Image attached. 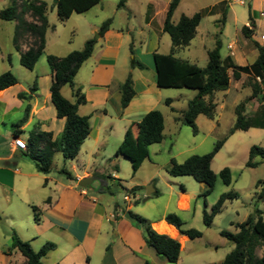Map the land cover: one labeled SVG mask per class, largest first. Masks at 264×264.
I'll list each match as a JSON object with an SVG mask.
<instances>
[{"label": "crops", "instance_id": "crops-1", "mask_svg": "<svg viewBox=\"0 0 264 264\" xmlns=\"http://www.w3.org/2000/svg\"><path fill=\"white\" fill-rule=\"evenodd\" d=\"M128 1L126 0L123 8L117 6V9H126L127 15L131 17L134 13L130 10ZM229 1L231 0H222L210 7L213 14H222L223 17L225 15L223 22L232 8L226 4ZM247 1L250 13L241 29H235L232 35L226 28L219 29L213 34L215 44L217 39L221 41V59L226 65L230 62L241 67L252 65L258 57L254 42L264 46V34L258 36L259 28L264 26V0ZM235 2L245 4L243 0H235ZM181 16L178 20H174L173 16V22L178 23ZM28 20L31 21V18ZM164 21L165 18L160 22L156 20L154 5L149 4L142 29L117 28L112 19L110 28L102 37L96 39L92 56L82 65L75 77L76 88L80 89L86 99V103L79 106L78 113L90 118L89 136L83 142L77 157L71 160L72 163L70 160H64L60 153H56L53 158V169L49 173L40 172L36 162L30 158L29 151L19 150L14 145V139L21 137L28 146L32 134L49 133L53 140L60 138L64 131L65 119L57 116L50 93L54 75L49 66L45 68L42 62L43 60L47 62V55L65 57L73 51L82 50L89 40L87 35L98 33L99 29L96 26L94 29H88L80 48L73 46L72 43L58 40L52 34L49 35L47 29L45 55L37 62V64L41 63L40 70L35 72L36 64L32 71L35 72L30 80L33 82L32 85L27 82L26 86L16 89L20 86L18 83L0 91V119L3 118L0 123V264L26 263V258L19 250H11L13 234L22 241L30 243L35 252L40 251L48 243L55 245V248L42 258V264H145L146 262L168 264L167 260L159 257L155 249L146 243L143 227L137 222L126 219L127 212L133 216L147 218L152 229L159 234H165L159 231L161 226H170L176 235L168 236L177 239L183 251L189 238L181 235L179 230L167 223L165 218L171 212L178 215L190 212L196 193H204L207 186L200 183V187L195 190L189 189L185 182H180L181 191H178L176 188L178 184L170 182L163 192L159 191L154 182L157 170L154 169L156 164L151 156L153 145L149 147V157L141 165L142 167L148 162L153 166L145 180V183L152 181L153 193L142 199L138 191H133L139 187V184H136L128 189V194L124 197L125 206L106 197L105 193L109 186L106 178L109 176L116 180L119 177L116 172L120 166L114 156L126 132L131 129L137 137L138 124L149 112L159 110L164 117L165 139L167 130L172 131L169 126L167 127V118L179 127L180 123L182 124V113L186 111L189 102L198 95L197 91L189 96L186 93H173L169 91L173 89H161L157 86L154 54L167 55L172 48L170 36L163 31ZM200 25L201 22L195 38L202 36L203 39ZM245 26L252 31L251 38L243 34L242 29ZM56 31L54 29V33ZM21 48L25 51L28 45H22ZM187 48L181 50L177 57L193 63L189 58L181 56ZM206 51L208 56L211 50ZM142 55L152 56L151 68L143 62ZM133 60L139 61L144 68L133 67ZM230 74H232L231 70ZM129 75L133 79L135 95L130 104L123 108L121 88ZM35 81L37 90L32 91L31 87ZM65 87L69 86L62 88V95L69 101L75 102L73 90L69 87L70 91L67 95L64 92ZM241 91H248L245 100L237 98ZM21 93L26 94L25 99L19 98ZM252 95L250 76L242 74L238 81L231 80L227 90L216 92L213 101L217 104V110L220 108L224 110L225 104L233 100L235 113L237 107L244 104V115L254 117L264 104ZM168 99L171 100L170 105L166 103ZM27 110L28 119L21 124ZM201 116L204 115H200L196 120L198 128ZM209 120L212 123H208V127L213 130L215 118ZM17 125L20 126L16 127ZM256 130L261 128H251L246 132L256 134ZM17 131L20 132L19 136H16ZM34 148L36 151H41L44 144L37 142ZM106 162L108 164H105ZM63 168H67L73 178L70 179L63 174L61 172ZM85 178L93 179L91 187L79 186V181ZM258 185L259 182L256 186ZM156 192H159L158 196L155 195ZM165 194L168 198L162 204L159 200ZM132 201L134 204L147 205L150 214L140 209L133 210ZM172 201L175 210H169ZM160 206H163V209ZM194 210L196 213V204ZM182 238L185 240L182 241Z\"/></svg>", "mask_w": 264, "mask_h": 264}, {"label": "trees", "instance_id": "trees-1", "mask_svg": "<svg viewBox=\"0 0 264 264\" xmlns=\"http://www.w3.org/2000/svg\"><path fill=\"white\" fill-rule=\"evenodd\" d=\"M14 0L13 4L0 11V20L15 21L18 25L13 39L16 50L20 53V64L27 70L33 71L39 59L45 55L46 33L49 28L47 19L48 4L39 0H20L21 5ZM101 0H57L55 4L59 21L65 22L73 14H83L90 11ZM126 0H120L118 8L125 6ZM180 0H172L170 3L163 31L167 33L172 42L170 54H154V63L157 72V86L161 89H188L198 92V95L189 102L186 111L182 113V124L190 127L193 132L198 133L196 120L200 115L209 119H214L217 104L213 101L216 92L225 91L229 88L231 80L238 81L242 74L250 76V84L253 88V98H257L261 104H264V46L254 42L258 52L257 60L249 66L241 67L233 62L227 65L221 59V41L216 40L215 48L208 52V64L201 68L196 64L181 60L177 54L190 46L197 34V28L207 14H213L212 9H206L194 16L182 15L178 23L173 22V16L179 6ZM29 15L31 21L26 19ZM225 19V15L223 17ZM251 20V25L253 21ZM112 19L105 21L98 31L102 37L110 28ZM243 34L251 38L252 31L248 27H243ZM30 36L32 43L27 50H22L20 39ZM96 39H90L86 42L82 50L73 51L65 57L47 55V64L54 75V80L50 87L51 100L57 111L58 118L65 119V127L60 138L53 140L49 133L32 134L28 143L29 156L36 162L37 168L42 173H49L53 169V158L56 153H60L64 160H74L83 142L90 133V118L81 116L78 113L79 106L86 103V99L81 94L80 89L76 88L75 77L82 65L92 56ZM133 67L140 69L144 65L137 60L132 61ZM230 70L232 74H230ZM18 78L10 71L0 75V91L6 90L18 84ZM69 86L76 98L71 102L62 95V88ZM32 91L37 90L35 81L31 87ZM135 95L132 76L129 75L121 88V106L126 108ZM20 99H25L26 94H19ZM168 105L171 100L166 101ZM28 110L21 121L25 123L28 119ZM237 120L230 134L237 131H247L251 128H264V105L260 107L259 113L254 117L244 115V104L236 109ZM17 125L16 127H19ZM164 117L159 110L149 112L138 124L139 133L135 137L132 130L129 129L124 137L122 144L116 150L114 158L125 157L130 160L133 172L136 173L143 162L149 157V147L159 144L164 139ZM19 136V131L16 132ZM37 142L43 143L44 148L41 151L35 150ZM225 141H219L213 151L206 155L190 156L183 163L179 164L172 160L166 168L167 173L172 177L189 176L207 186L204 196L212 192L216 182V175L211 169V162L219 152ZM256 157L264 159V146H252L249 153V161L246 167L254 168L257 163ZM68 178H73L72 173L67 169L61 170ZM220 176L226 185L232 182L231 171L225 168ZM138 187L133 189L135 192ZM155 195H159L156 192ZM263 196V195H262ZM238 198L237 193L223 194L210 212L203 211V222L206 227H211L215 217L221 212L223 205L228 200ZM138 204V203H136ZM137 224L141 225L145 231L146 243L155 249L157 255L168 264H177L182 253L181 243L165 234H159L152 229L151 223L146 218L134 215ZM165 220L167 223L175 226L181 235L187 236L190 240L202 237V233L196 229H183L184 222L175 213H169ZM238 232L231 233L222 231L221 236L233 243L234 248L224 258L221 264H264V217L261 211L256 210L242 224L237 225ZM55 248V245L48 243L35 252L30 243L22 241L16 234L12 236L11 250H19L26 258L25 264H42V258ZM262 254L259 255V250ZM145 264H150L146 262Z\"/></svg>", "mask_w": 264, "mask_h": 264}, {"label": "rangeland", "instance_id": "rangeland-1", "mask_svg": "<svg viewBox=\"0 0 264 264\" xmlns=\"http://www.w3.org/2000/svg\"><path fill=\"white\" fill-rule=\"evenodd\" d=\"M39 1H44L48 4L47 19L49 22V35L52 34L56 39L72 43L73 46L78 47L84 42L88 29H94V26L100 29L102 24L108 19H113L114 26L117 28L142 29L149 4L154 5L155 18L160 22L164 20L166 10L172 2V0H129V8L134 13L129 17L126 9H117L120 0H101L90 11L83 14L75 13L67 21L61 22L58 19L55 8L56 0ZM221 1L180 0L174 20H178L182 14L190 16L210 9L211 6ZM243 1H245L244 5L235 2V0L226 3L232 8L224 22L222 14L205 15L200 25V33L203 35V39L202 36L195 38L191 46L184 50L181 56L189 58L191 62L201 68L205 67L208 63L206 50L215 48L213 34L217 33L219 29L226 28L230 30V34L232 35L235 29H241L242 24L248 20L250 6L247 0ZM13 2L14 0H0V11L11 6ZM17 4L20 6L21 1H17ZM26 19H30V16L27 15ZM17 25L18 22L15 21L0 20V75L7 71L12 72L20 83V86H17L16 89L26 86L34 73L40 70L41 67V63L37 64L35 72H32L21 66L20 54L13 43ZM54 29L57 30L56 33H54ZM262 34H264V26L258 30V36L260 37ZM87 36L89 40L98 38L97 32L93 34L89 33ZM31 43L32 39L30 36L20 39L21 46H29ZM140 51L142 52V50ZM142 58L143 62L151 68L153 64L152 56L142 55ZM43 61L42 65L47 68V62ZM32 83L30 82V85ZM69 91V87H65V94L68 95ZM169 91H173V93H186L189 96L196 93V91L188 89H173ZM247 94L248 91H241L237 96L238 100H245ZM219 95L222 94L219 93ZM232 102L233 100H230L225 104L224 110H221V108L217 110L216 108L213 130H210L208 127V123L212 122L205 116H201L199 119L200 127L196 134L190 127L184 124L180 123L179 127H176V124L167 118V127L169 126L172 131L167 130L164 141L154 144L151 150L153 162L156 164L154 169L157 170L154 182L159 191L163 192L170 182L178 184L176 186L178 191H181L180 182H185L189 189L193 188L196 190V188L200 187V182L189 176L172 177L167 173L166 168L172 160L181 164L190 156L209 154L219 141H225L211 162V169L217 177L214 189L207 196H204L203 192L196 193L193 201V204L197 206L196 213L193 205L190 212L184 215L177 214L184 222L183 229H196L203 234L201 238L195 240L189 239L185 243L179 264H221L226 255L234 248L233 243L221 236V232L237 233V225L247 221L248 217L256 210L261 211L264 217V159L256 157L254 162L257 163V166L254 168L246 167L251 147L264 146V128L256 130L258 134L256 132L254 134V132L237 131L231 135L230 130L237 120ZM2 119H0V123ZM5 119L8 120V118ZM115 161L120 166L116 172L119 177L116 180H113L109 176L106 178L109 183L108 189L105 192L106 197H110L119 205L125 206L124 197L128 194V189L139 184L136 191L144 199L152 182L145 183V180L149 175V171L153 169V166L147 162L134 173L129 159L119 157L115 158ZM54 162L56 163V161ZM105 164H108V162ZM225 168H229L231 171L232 182L230 185L224 184L220 176L221 171ZM258 182L259 185L256 186ZM225 193H237L238 198L226 201L221 212L215 217L212 226L206 227L203 222V211L210 212L212 206ZM167 198L165 194L159 201L163 204ZM132 203L134 205L133 210L139 211L140 209L146 214H150L147 205H143V203L134 204L133 201ZM160 208L163 209V206H160ZM169 208V210H175L173 201L170 203ZM159 231L171 236L176 235V232L168 225L161 226ZM184 240L182 238V241ZM262 251L260 249L258 254L261 255Z\"/></svg>", "mask_w": 264, "mask_h": 264}, {"label": "water", "instance_id": "water-1", "mask_svg": "<svg viewBox=\"0 0 264 264\" xmlns=\"http://www.w3.org/2000/svg\"><path fill=\"white\" fill-rule=\"evenodd\" d=\"M56 3H57V0H56ZM98 37H99V35H98ZM92 183H93V179L85 178V179L79 181V186L83 187V188H87V187H91ZM152 193H153V186L151 184L148 188L147 195L150 196ZM125 217H126V219H128L131 222H136V218L130 212H127Z\"/></svg>", "mask_w": 264, "mask_h": 264}, {"label": "built area", "instance_id": "built-area-1", "mask_svg": "<svg viewBox=\"0 0 264 264\" xmlns=\"http://www.w3.org/2000/svg\"><path fill=\"white\" fill-rule=\"evenodd\" d=\"M14 145L21 151H27V143L21 137H15Z\"/></svg>", "mask_w": 264, "mask_h": 264}]
</instances>
